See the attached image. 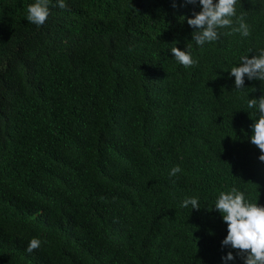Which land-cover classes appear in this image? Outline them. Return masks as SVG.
Here are the masks:
<instances>
[{"label": "trees", "instance_id": "1", "mask_svg": "<svg viewBox=\"0 0 264 264\" xmlns=\"http://www.w3.org/2000/svg\"><path fill=\"white\" fill-rule=\"evenodd\" d=\"M35 2L0 0V264H244L214 207L233 188L264 207V81L230 73L264 49V0L203 46L183 0H49L42 26Z\"/></svg>", "mask_w": 264, "mask_h": 264}, {"label": "clouds", "instance_id": "2", "mask_svg": "<svg viewBox=\"0 0 264 264\" xmlns=\"http://www.w3.org/2000/svg\"><path fill=\"white\" fill-rule=\"evenodd\" d=\"M184 5H198L201 8L199 12H193L194 18H186L187 24L195 29L192 33L193 41L198 46H203L206 42H212L219 39L218 28L231 26L233 21L231 17L235 15V5L237 0H183ZM49 0H36L29 5L27 20L37 26H42L48 16ZM58 6L61 9L66 7L65 0H58ZM173 8L178 7L176 0H173ZM234 32H240L244 37L250 35L249 27L240 18L239 27L233 28ZM175 60L185 67H190L196 61L192 58L191 43H188L186 50L182 51L177 46L171 48ZM231 76L235 77V90H241L245 85V76L249 80L264 81V49L260 50L258 55L241 57L239 67H233L230 71ZM258 105L259 119L252 125L253 135L251 143L257 146L261 153H264V96L259 99H249L248 107L252 108ZM259 160L264 162V154L259 156ZM179 166L171 169L169 176H176L180 173ZM199 210L198 200L188 197L182 202V207ZM215 210L222 213L223 221L228 225V235L222 241L223 246H230L238 250L237 255L243 260L244 264H264V207L253 203H246L243 192L236 188L230 192H221L215 207ZM41 246V241L37 238L30 240L26 251L31 254ZM227 261H233L236 257L231 251L225 257Z\"/></svg>", "mask_w": 264, "mask_h": 264}]
</instances>
